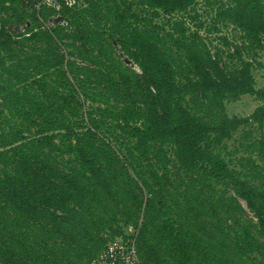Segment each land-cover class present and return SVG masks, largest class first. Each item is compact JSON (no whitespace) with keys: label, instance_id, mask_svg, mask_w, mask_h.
<instances>
[{"label":"trees","instance_id":"1","mask_svg":"<svg viewBox=\"0 0 264 264\" xmlns=\"http://www.w3.org/2000/svg\"><path fill=\"white\" fill-rule=\"evenodd\" d=\"M198 1L81 0L49 26L0 0V264H94L129 226L144 264H264V86L245 56L264 0L212 2L242 32L233 67L176 18ZM243 95L261 104L230 116Z\"/></svg>","mask_w":264,"mask_h":264},{"label":"rangeland","instance_id":"2","mask_svg":"<svg viewBox=\"0 0 264 264\" xmlns=\"http://www.w3.org/2000/svg\"><path fill=\"white\" fill-rule=\"evenodd\" d=\"M213 0H199L194 7H192L186 13H179L176 15V18L184 19L187 22V25L191 27V31L199 27V33L205 40V43L211 49L212 53H215L219 50H222L223 58L222 60L226 62L230 67H233L236 63V60H230L228 53L233 51L234 46L240 45L242 43L241 36L242 32L238 27H236L231 22L226 20L216 18L217 14V5L212 4ZM5 16V15H4ZM158 23H165L167 26V17L161 15L156 19ZM214 26L217 28L215 30ZM12 29L14 28L16 32H19V27L16 24H13ZM225 36L227 40L232 43L230 45H225L220 37ZM117 52L122 57L123 61L127 65L133 66L138 70V67L132 63V61L120 51L119 46L115 45ZM245 56L247 58L253 59V73L256 79V87L261 88L264 86V50H256L254 52L247 53L245 51ZM85 110H90L92 107H96L97 103H91L90 101L85 102ZM261 104V101L257 100L252 95H243L240 99L236 101H226V111L230 116L239 115V116H248L250 115L255 108ZM241 133H236L234 138L228 142L229 149L232 150L237 146V142ZM244 155L243 152L238 153V156ZM252 217V213H249ZM130 227V226H129ZM129 227L126 229L128 232Z\"/></svg>","mask_w":264,"mask_h":264},{"label":"built area","instance_id":"3","mask_svg":"<svg viewBox=\"0 0 264 264\" xmlns=\"http://www.w3.org/2000/svg\"><path fill=\"white\" fill-rule=\"evenodd\" d=\"M23 3L37 11H40L43 7H46L54 11V15L47 21L49 26L61 23L67 25L68 22L64 19L58 23L54 22L57 16H62L61 12L63 8H76L81 4V0H22ZM1 28V23H0ZM26 25L19 27V32H24ZM12 30H15L14 28ZM128 236L121 235L110 239L104 249L94 260V264H144L141 260L137 249V235L138 230L130 226Z\"/></svg>","mask_w":264,"mask_h":264},{"label":"water","instance_id":"4","mask_svg":"<svg viewBox=\"0 0 264 264\" xmlns=\"http://www.w3.org/2000/svg\"><path fill=\"white\" fill-rule=\"evenodd\" d=\"M63 19V16H57L55 19H54V22L55 23H58L60 20H62Z\"/></svg>","mask_w":264,"mask_h":264}]
</instances>
